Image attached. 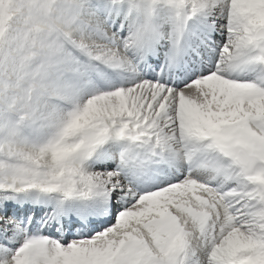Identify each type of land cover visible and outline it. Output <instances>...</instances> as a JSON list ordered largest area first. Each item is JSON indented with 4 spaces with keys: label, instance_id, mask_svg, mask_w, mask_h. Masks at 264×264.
I'll use <instances>...</instances> for the list:
<instances>
[{
    "label": "snow or ice",
    "instance_id": "obj_1",
    "mask_svg": "<svg viewBox=\"0 0 264 264\" xmlns=\"http://www.w3.org/2000/svg\"><path fill=\"white\" fill-rule=\"evenodd\" d=\"M0 264H264V0H0Z\"/></svg>",
    "mask_w": 264,
    "mask_h": 264
}]
</instances>
